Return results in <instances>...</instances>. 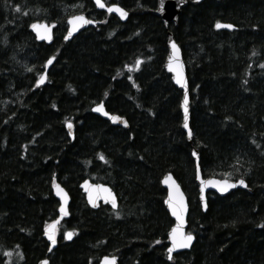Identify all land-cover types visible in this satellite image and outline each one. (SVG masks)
<instances>
[{
	"label": "trees",
	"instance_id": "16d2710c",
	"mask_svg": "<svg viewBox=\"0 0 264 264\" xmlns=\"http://www.w3.org/2000/svg\"><path fill=\"white\" fill-rule=\"evenodd\" d=\"M188 1L170 30L187 66L191 143L182 92L164 69L168 30L153 13L155 0H105L129 11L124 24L90 0H0V264L47 257L43 234L58 216L56 184L71 203L51 264H97L110 254L119 264H264V2ZM78 13L100 24L66 43V20ZM216 20L237 30L216 32ZM35 22L55 24L50 46L35 40ZM102 102L129 128L92 114ZM194 149L205 177L244 179L251 193H210L203 213ZM167 173L189 198L188 229L196 237L172 262ZM86 179L111 185L118 211L89 209L79 189ZM67 229L71 243L63 240Z\"/></svg>",
	"mask_w": 264,
	"mask_h": 264
},
{
	"label": "water",
	"instance_id": "95a60500",
	"mask_svg": "<svg viewBox=\"0 0 264 264\" xmlns=\"http://www.w3.org/2000/svg\"><path fill=\"white\" fill-rule=\"evenodd\" d=\"M203 1L204 0H194L193 3L194 4H200ZM90 2L94 5V7L96 8V10L98 12H105L107 14L113 15L123 23L127 22L128 18H129V12L123 7L122 8L127 12V16L124 18H121L118 13H115V12L108 13L106 11V9L100 8L96 4L95 0H90ZM103 2H104V0H103ZM187 5H188V2L186 0H163V3H161V0H157V6H156V10L154 11V14L162 20V22L166 28H168L170 23L177 26L179 23V19H180V15L182 13V10ZM79 15H81V14H76V15H73L71 17L79 16ZM83 16L86 17L89 21H94V20L90 19L89 17H87L85 14H83ZM71 17H69V18H71ZM69 18L67 19V22H66L67 31H66L65 36L68 35V31L71 27V25L68 23ZM35 24H37V25H48L49 26V29L47 32L45 31V29L43 27H38L36 29L31 27L30 31L32 32V34L34 35V37L38 43H45L46 45L50 46L53 43L55 26L53 24H49L47 22H42V23L36 22ZM98 24H99V22H96V21H95V23L81 24L77 28V30L74 31L72 33V35L68 37V39L64 38V41L66 43L71 42L73 39L78 37L81 33L86 31L87 29L94 28ZM221 24L227 25L229 23H221ZM215 29L220 30V31H234L236 29V27L234 26L232 28H227V27L222 26L220 28H217L215 26ZM49 36L51 37L50 39L48 38ZM173 42L178 46V49H179L178 52H175L173 50V48H172ZM47 61L45 63V69L43 72L45 79L41 83H39V84L37 83L38 86H43L46 83L48 73L51 70L52 66L54 65L55 58L52 60L51 64H48ZM164 68H165L166 73L170 76L175 87L182 92L181 112H182V116H183V130L187 134L188 141L191 143L192 142V131L190 128V123H191L190 103L191 102H190V90H189L187 69H186V65L184 62L182 49L179 46V44L175 41L174 35L171 32H169L167 34V57H166V60L164 63ZM178 79H180V81H181L180 83H177ZM185 92H187V95H188V100H187V105H186L187 109H188V113H187L188 128L184 127V124H185V112H184ZM98 107H102L103 111H97L96 109ZM92 111H93V114H95L96 116L106 120L107 122H109L114 127H119V128L124 129V130L129 128V124H128L127 119L123 118L119 115L109 113L107 111L104 103H99L97 105V107L93 108ZM104 112L109 113V115H104ZM113 116L120 117L121 119L114 120V119H112ZM124 121H126L127 123H124ZM71 124H72L71 129L68 128V126H67L68 123H66L65 127H66V132H67L69 138L73 141L74 137H75V126L72 122H71ZM189 130L191 131V137H189V135H188ZM193 153L196 154V155H193V158L195 160V165H196V185L198 188L200 205H201L203 213H206L208 210V194L209 193H214L220 197H226L230 193H232L236 190H246V191L251 193V189L248 188V184L246 182L245 183H246L247 187H244L243 185L235 183L229 179H218V178H213V177L212 178H204L202 173H201L200 167H199V165H200L199 153L196 149H194ZM224 180H227L230 183L235 184V187H230V188H228L227 191L221 192V191H219V189L217 187L213 186L212 183H203L202 184L203 181H224ZM59 186H60V189L63 190L62 192L59 191L55 186L52 188V194H53L54 198L59 203L58 217L52 224H50L44 230V234H43L44 239L47 241V243L49 245L48 254H47L48 256L45 257L44 259H42L38 264H42L43 261H47V264H51V260H50L49 256L57 248V241L55 244H53L52 241L49 239V235L50 234L53 235L55 237V240H56V230H57L58 225L62 221L67 220L69 218V206L71 203V198H70L68 191L62 185H59ZM162 186L166 190V193H167L166 199H165V207H166L167 213L169 214L171 220L173 221V226L171 227V229L169 230L168 235H167V245H168L167 254H168V260L171 261L173 259V257H175L179 254L189 253L192 250V248L196 242V237L193 233H191L193 236V239H192L191 243L189 244V246L183 247V248H173V250L171 252V259H169L168 249L173 246V241L170 237L172 229L178 228L184 234L189 233L188 232V218H189V213H190V206H189L187 196H186L182 186L179 184V182L174 178V176L171 173H168L163 177ZM202 188H203V192H202ZM79 189L84 194L85 201L91 210L97 211V210H99L101 205L109 206L112 210H115V211L118 210V208H119L118 196L116 195V193L112 190V188L109 185L94 184L90 180H84L80 184ZM179 194L183 195L184 203L186 205V211L183 214V223H181V221L178 220L177 217L172 214V209L169 206V201L172 200L173 202H176L179 199ZM113 196L115 197V206H113V203H112V197ZM205 203L207 204L206 208L204 207ZM62 207L64 209L63 211H61ZM68 233H71V232H68ZM74 238H75V235L73 233H71L70 238L68 236H66V234H65V239L67 240L68 243H71L74 240ZM105 257L111 258V257H115V256H104L103 258H101L99 264H105V260H104ZM115 258H116L115 264H118L119 259H118V257H115Z\"/></svg>",
	"mask_w": 264,
	"mask_h": 264
},
{
	"label": "snow or ice",
	"instance_id": "6c2138e0",
	"mask_svg": "<svg viewBox=\"0 0 264 264\" xmlns=\"http://www.w3.org/2000/svg\"><path fill=\"white\" fill-rule=\"evenodd\" d=\"M95 2L100 8L106 9V11L108 13H113V12L118 13L121 18H124V17L127 16V12L122 7H120L118 3L105 4L103 2V0H95ZM161 3H163V0H161ZM68 23L71 25V27H70V29L68 31V35L64 37L65 39H68V37L71 36L72 33L74 31H76L77 28L81 24L95 23V21H89L86 17L83 16V14H81L79 16H74V17L69 18ZM222 26L223 27H227V28L234 27L232 24L222 25L219 21H217L216 27L220 28ZM31 27H33L34 29H36L38 27H43L46 32L49 29L48 25L33 24V25H31ZM48 38L50 39L51 37L49 36ZM172 48H173V50L175 52L179 51L178 46L174 42L172 43ZM53 59H54V57L53 58H49L47 63L51 64ZM138 63H139V61H138ZM44 79H45V76L42 74L40 79L37 80V83L38 84L41 83ZM180 82H181L180 79H178L177 83H180ZM184 100H185V108H184L185 124H184V127L188 128V124H187L188 109H187V106H186L187 105V100H188L187 92H185ZM96 110L97 111H103V108L102 107H98ZM104 115H109V113L104 112ZM112 119L116 120V119H121V118L117 117V116H113ZM124 123H127V122L124 121ZM67 126H68L69 129H71L72 128L71 122H68ZM188 135H189V137H191V131L190 130L188 132ZM193 155H196V154L193 153ZM101 159H103V156H101ZM203 183H212L213 186L217 187L219 189V191H221V192L227 191L228 188H230V187H235V184H232V183H230L227 180H224V181H203L202 184ZM236 183H238L240 185H243L244 187H247V185H246V183H245V181L243 179H239ZM55 187L59 191H61V192L63 191L62 189H60L59 185H55ZM202 192H203V188H202ZM112 203H113V206H115V197L114 196L112 197ZM169 206L172 209V214L174 216H176L177 219L181 221V223H183V214L186 211V205L184 203L183 195L179 194V199L176 202H173L172 200H170L169 201ZM204 207L205 208L207 207L206 203H205ZM63 210L64 209L62 207L61 211H63ZM66 236H68L70 238L71 237V233H66ZM170 237H171V239L173 241V246L168 249L169 259H171V252H172L173 248L187 247V246H189V244L191 243V241L193 239V236H192V234L190 232L187 233V234H184L178 228H173L172 229ZM49 239L52 241L53 244L56 243L55 237L53 235L50 234L49 235ZM104 260H105V264H115L116 258L115 257H111V258L105 257ZM42 264H47V261H43Z\"/></svg>",
	"mask_w": 264,
	"mask_h": 264
},
{
	"label": "bare ground",
	"instance_id": "6f19581e",
	"mask_svg": "<svg viewBox=\"0 0 264 264\" xmlns=\"http://www.w3.org/2000/svg\"><path fill=\"white\" fill-rule=\"evenodd\" d=\"M122 7V6H121ZM217 21H219L220 23H227V22H223V21H220V20H216V21H214V30L216 31V32H233V31H220V30H216L215 29V26H216V23H217ZM230 24V23H229ZM234 26V25H233ZM237 29V28H236ZM235 29V30H236ZM234 30V31H235ZM169 32H171V33H173V31H168L167 32V34L169 33ZM173 35H174V33H173ZM182 101V100H181ZM103 103V102H102ZM97 105H98V103L97 104H95L92 108H91V113L93 114V108H95V107H97ZM111 114H113V113H111ZM95 115V114H94ZM100 118V117H99ZM102 119V118H101ZM104 120V119H103ZM106 121V120H105ZM182 126H183V123H182ZM188 139V138H187ZM199 167H200V170H201V166L199 165ZM201 173H202V170H201ZM202 175H203V173H202ZM204 176V175H203ZM206 178H212V177H206ZM241 179V178H240ZM231 181H233V182H237L239 179H235V180H233V179H230ZM244 180V179H243ZM245 181V180H244ZM107 185H109V184H107ZM111 188H112V186L111 185H109ZM249 188V187H248ZM184 190V189H183ZM185 192V191H184ZM233 193V192H232ZM185 194H186V192H185ZM213 194V193H212ZM231 194V193H230ZM229 194V195H230ZM186 196H187V194H186ZM218 196V195H217ZM218 197H220V196H218ZM221 198H223V197H221ZM118 199H119V208H120V198L118 197ZM165 199H166V195H165V197H164V207H165ZM187 199H188V203H189V206H190V201H189V198H188V196H187ZM196 200H197V202H198V204L200 205V199H199V193H198V188H197V197H196ZM201 206V205H200ZM89 208V207H88ZM58 209H59V206H58ZM90 209V208H89ZM165 209H166V207H165ZM98 211V210H97ZM167 211V210H166ZM57 215H58V210H57ZM58 217V216H57ZM68 232H71V233H73V231L72 230H70V229H67L66 231H65V233H68ZM166 258L168 259V254H167V250H166ZM169 261V260H168ZM173 260H171V261H169V262H172ZM183 264H190L189 262H184Z\"/></svg>",
	"mask_w": 264,
	"mask_h": 264
},
{
	"label": "flooded vegetation",
	"instance_id": "af4514ba",
	"mask_svg": "<svg viewBox=\"0 0 264 264\" xmlns=\"http://www.w3.org/2000/svg\"><path fill=\"white\" fill-rule=\"evenodd\" d=\"M105 1V0H104ZM187 2H188V4H189V1L188 0H186ZM206 0H204L203 2H205ZM263 2H264V0H262ZM155 2H156V5H155V9H154V11L156 10V6H157V0H155ZM191 2L193 3L194 2V0H191ZM202 2V3H203ZM106 3V2H105ZM202 3H200V4H202ZM194 4V3H193ZM194 5H198V4H194ZM94 6V5H93ZM127 10V9H126ZM128 11V10H127ZM154 11H153V13H154ZM183 11V10H182ZM129 12V11H128ZM155 15V14H154ZM156 16V15H155ZM115 17V16H114ZM158 17V16H157ZM116 18V17H115ZM159 18V17H158ZM118 19V18H117ZM129 19V18H128ZM160 19V18H159ZM119 20V19H118ZM161 20V19H160ZM119 22H121L120 20H119ZM161 22H162V20H161ZM122 24H124L123 22H121ZM126 23V22H125ZM162 24H163V22H162ZM179 24V23H178ZM164 25V24H163ZM178 26V25H177ZM177 26H175L174 24H172V23H170L169 24V26H168V28H166L165 26V29L166 30H168V31H170V28L171 27H173V28H176ZM237 30V29H236ZM235 30V31H236ZM66 31H67V28H66ZM65 34H66V32H65ZM65 36V35H64ZM167 36V35H166ZM175 39V38H174ZM166 48H167V42H166ZM166 57H167V53H166ZM166 57H165V60H166ZM184 58V57H183ZM184 62H185V60H184ZM164 63H165V61H164ZM186 64V63H185ZM165 69V68H164ZM117 194V193H116ZM118 196V195H117ZM119 197V196H118ZM120 205H121V203H120ZM88 206V205H87ZM101 207H104V208H108V209H110V210H112L109 206H101ZM100 207V208H101ZM99 208V209H100ZM119 209V208H118ZM112 211H114V210H112ZM116 211H118V210H116ZM116 211H114V212H116ZM75 235V234H74ZM75 239V238H74ZM63 240L65 241V238H64V236H63ZM104 256H114V255H104ZM103 256V257H104ZM102 257V258H103ZM115 257H118V256H115ZM119 259V258H118ZM101 260V259H100ZM100 260L98 261V263L97 264H99V262H100ZM118 264H119V260H118Z\"/></svg>",
	"mask_w": 264,
	"mask_h": 264
},
{
	"label": "rangeland",
	"instance_id": "374dc122",
	"mask_svg": "<svg viewBox=\"0 0 264 264\" xmlns=\"http://www.w3.org/2000/svg\"><path fill=\"white\" fill-rule=\"evenodd\" d=\"M57 236H59V234Z\"/></svg>",
	"mask_w": 264,
	"mask_h": 264
}]
</instances>
